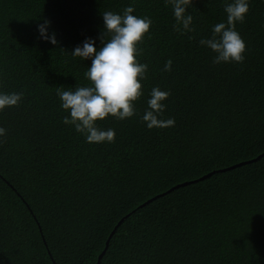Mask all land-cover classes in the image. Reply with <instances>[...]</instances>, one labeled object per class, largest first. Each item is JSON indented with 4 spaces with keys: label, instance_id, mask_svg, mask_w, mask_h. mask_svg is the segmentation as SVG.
I'll return each instance as SVG.
<instances>
[{
    "label": "trees",
    "instance_id": "trees-1",
    "mask_svg": "<svg viewBox=\"0 0 264 264\" xmlns=\"http://www.w3.org/2000/svg\"><path fill=\"white\" fill-rule=\"evenodd\" d=\"M129 4L153 21L144 96L136 116L98 122L113 143H86L56 87L88 83L91 60L71 50ZM189 11L181 36L164 0H0V90L23 93L0 113V264H264V0L236 24L240 64H213L197 43L226 19L223 0ZM45 18L56 45L39 36ZM153 86L170 91L173 126L139 120Z\"/></svg>",
    "mask_w": 264,
    "mask_h": 264
},
{
    "label": "clouds",
    "instance_id": "clouds-1",
    "mask_svg": "<svg viewBox=\"0 0 264 264\" xmlns=\"http://www.w3.org/2000/svg\"><path fill=\"white\" fill-rule=\"evenodd\" d=\"M164 4L171 9L174 32L183 36L194 31L193 16L189 11L193 0H164ZM223 11L226 19L213 24L211 34L201 37L197 43L214 54L213 64L243 63L246 42L236 30V24L244 22L249 12V0H223ZM133 13L132 4L121 12L103 11L102 33L96 38L85 37L70 52L82 61L91 60L83 74L88 83L71 88L56 87L59 107L67 113L62 117V123L82 135L86 143H113L115 130L104 129L98 122L109 117L122 121L136 116L135 102L144 96L142 81L146 79L148 65L138 59L139 45L150 34L153 21L148 16ZM50 27L51 21L45 18L37 24V31L42 40L56 45V33L49 32ZM97 39L101 42L99 47H96ZM171 67L172 60L168 59L162 71H171ZM169 96L168 90L159 86L151 88L147 106L139 114V120L146 128L174 125V118H164L165 101ZM22 100V92L0 90V113L18 106ZM5 133L6 129L0 126V137Z\"/></svg>",
    "mask_w": 264,
    "mask_h": 264
},
{
    "label": "water",
    "instance_id": "water-1",
    "mask_svg": "<svg viewBox=\"0 0 264 264\" xmlns=\"http://www.w3.org/2000/svg\"><path fill=\"white\" fill-rule=\"evenodd\" d=\"M209 175H210V174H209ZM209 175H206V176H209ZM184 184H186V183H184ZM178 186H179V185H178ZM176 187H177V186H176ZM114 230H115V229H114ZM114 230L112 231L111 235L113 234ZM111 235H110V237H111ZM110 237H109V239H110ZM109 239H108L107 242H106V247H105V249H104V250L102 251V253L99 255V259H98V262H97V263L100 262L102 256L104 255V253H105V251H106V249H107V247H108V244H109Z\"/></svg>",
    "mask_w": 264,
    "mask_h": 264
}]
</instances>
